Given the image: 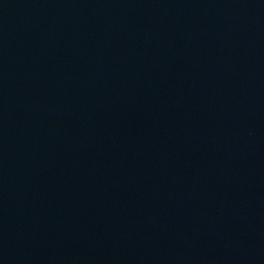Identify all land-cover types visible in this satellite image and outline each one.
Returning <instances> with one entry per match:
<instances>
[{
	"label": "water",
	"instance_id": "95a60500",
	"mask_svg": "<svg viewBox=\"0 0 264 264\" xmlns=\"http://www.w3.org/2000/svg\"><path fill=\"white\" fill-rule=\"evenodd\" d=\"M0 264H264V0H0Z\"/></svg>",
	"mask_w": 264,
	"mask_h": 264
}]
</instances>
